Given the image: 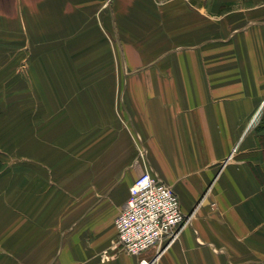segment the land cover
I'll list each match as a JSON object with an SVG mask.
<instances>
[{"label": "crops", "instance_id": "1", "mask_svg": "<svg viewBox=\"0 0 264 264\" xmlns=\"http://www.w3.org/2000/svg\"><path fill=\"white\" fill-rule=\"evenodd\" d=\"M261 120L264 0H0V264H264ZM145 170L193 217L135 255Z\"/></svg>", "mask_w": 264, "mask_h": 264}, {"label": "built area", "instance_id": "2", "mask_svg": "<svg viewBox=\"0 0 264 264\" xmlns=\"http://www.w3.org/2000/svg\"><path fill=\"white\" fill-rule=\"evenodd\" d=\"M174 188L150 170L139 174L130 187L126 207L117 216V243L131 254L152 247L167 248L191 224ZM143 258L139 264H150Z\"/></svg>", "mask_w": 264, "mask_h": 264}, {"label": "rangeland", "instance_id": "3", "mask_svg": "<svg viewBox=\"0 0 264 264\" xmlns=\"http://www.w3.org/2000/svg\"><path fill=\"white\" fill-rule=\"evenodd\" d=\"M259 124H264V120H261V122H259ZM259 124H258V125H259Z\"/></svg>", "mask_w": 264, "mask_h": 264}, {"label": "trees", "instance_id": "4", "mask_svg": "<svg viewBox=\"0 0 264 264\" xmlns=\"http://www.w3.org/2000/svg\"><path fill=\"white\" fill-rule=\"evenodd\" d=\"M259 178L263 181V178H262V176L259 174Z\"/></svg>", "mask_w": 264, "mask_h": 264}, {"label": "bare ground", "instance_id": "5", "mask_svg": "<svg viewBox=\"0 0 264 264\" xmlns=\"http://www.w3.org/2000/svg\"><path fill=\"white\" fill-rule=\"evenodd\" d=\"M256 116V115H255ZM258 117V115L256 116V118Z\"/></svg>", "mask_w": 264, "mask_h": 264}]
</instances>
